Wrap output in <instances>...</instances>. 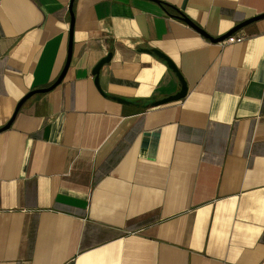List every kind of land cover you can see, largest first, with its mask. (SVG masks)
<instances>
[{
	"label": "crops",
	"instance_id": "0c3cea01",
	"mask_svg": "<svg viewBox=\"0 0 264 264\" xmlns=\"http://www.w3.org/2000/svg\"><path fill=\"white\" fill-rule=\"evenodd\" d=\"M69 3L0 0V264H264V18L180 19L264 0H73L1 130Z\"/></svg>",
	"mask_w": 264,
	"mask_h": 264
},
{
	"label": "water",
	"instance_id": "95a60500",
	"mask_svg": "<svg viewBox=\"0 0 264 264\" xmlns=\"http://www.w3.org/2000/svg\"><path fill=\"white\" fill-rule=\"evenodd\" d=\"M72 3H73V0H70L69 6H68V11H69V14H70V29H69L68 51H67V58H66V61H65V64H64V67H63L62 71L60 72V74L58 75V77L54 81V83L52 85H50L48 88L34 90V91H31L28 94H26L18 102V104H17V106H16V108L14 110V113H13L11 119L8 121V123L1 130L7 129L10 126V124H11L14 116L16 115V113L19 110L20 106L22 105V103L26 99H28L30 96H32L34 94L48 92V91L52 90L54 87H56L62 81V79H63V77H64V75L66 73L67 67L69 65V61H70L71 33H72V27H73ZM261 18H264V14L263 15L256 16V17H253V18H251L249 20H246V21H244V22L236 25L233 29H231L229 32L225 33L224 35H222V36H220V37H218L216 39H212L209 36H207L201 29H199L198 27H196L191 21H189L188 19H186L184 17H180V19L184 23H186L192 29H194L195 31H197L198 33H200L202 36H204L205 38H207L209 41H211L213 43L221 42L223 40L228 39L233 33H235L237 30H239L243 26H245V25H247V24H249V23H251L253 21H256L258 19H261ZM148 52H152L158 58L162 59L166 63L167 67L175 74V76H176V78H177V80L179 82V90H178L177 93H175L174 95L167 96V97H164V98H162L160 100H157V101H154V102L150 103L149 104L150 107H156V106H160V105H163V104H166V103L175 102V101H178V100L183 99L186 96L187 87H186V84H185L183 78L181 77L179 71L176 69V67L172 64V62L170 60H168L164 55H162L158 51L152 50V51H148ZM109 60H110V54L107 55V56H105L104 58H102L95 65V67L93 68L92 75L94 76V83H95L96 86H97V82H98V74H99V71H100V69H101V67L103 65H105L106 63L109 62ZM116 101L118 103H121V104H131L130 102L125 101L123 99H116ZM141 108H144V106H141Z\"/></svg>",
	"mask_w": 264,
	"mask_h": 264
}]
</instances>
